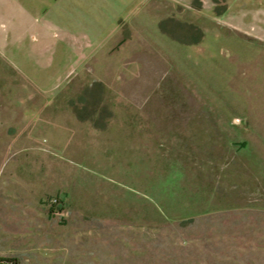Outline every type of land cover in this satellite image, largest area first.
Masks as SVG:
<instances>
[{
  "label": "rangeland",
  "instance_id": "rangeland-1",
  "mask_svg": "<svg viewBox=\"0 0 264 264\" xmlns=\"http://www.w3.org/2000/svg\"><path fill=\"white\" fill-rule=\"evenodd\" d=\"M86 1L0 0V257L264 264V0Z\"/></svg>",
  "mask_w": 264,
  "mask_h": 264
},
{
  "label": "crops",
  "instance_id": "crops-1",
  "mask_svg": "<svg viewBox=\"0 0 264 264\" xmlns=\"http://www.w3.org/2000/svg\"><path fill=\"white\" fill-rule=\"evenodd\" d=\"M91 3H96V5H98V0H89ZM119 1H121L123 4L121 5V6H118L117 8H119V7H122V6H124L125 7V5H128L130 2H131V0H119ZM66 2L68 3V4H72L73 3V5H75V6H81L82 4H84V3H88V1H86V0H66ZM118 3V2H117ZM112 4H114V2L112 1ZM113 7H114V5H113ZM97 18H98V16H96ZM115 21H116V18H114V20H113V25L111 26V28L108 30V32H107V35L108 36H98V28H97V25H96V28H95V26H91V28L93 29V27H94V31H96V33H95V36H96V39L98 40L97 41V44L95 45V47H94V49H92V54L93 55H96V53H97V51H98V48L100 47V46H102V47H104V46H106V45H108L109 44V42H110V40H113V39H115V36H116V33H115V26H114V24H115ZM109 23H111V22H109ZM109 24H107V28L109 27L108 26ZM102 26V25H101ZM118 33V32H117ZM107 41H109L108 42V44L106 43ZM104 44H106V45H104Z\"/></svg>",
  "mask_w": 264,
  "mask_h": 264
},
{
  "label": "trees",
  "instance_id": "trees-1",
  "mask_svg": "<svg viewBox=\"0 0 264 264\" xmlns=\"http://www.w3.org/2000/svg\"><path fill=\"white\" fill-rule=\"evenodd\" d=\"M13 260L12 258L0 257V264H15Z\"/></svg>",
  "mask_w": 264,
  "mask_h": 264
}]
</instances>
